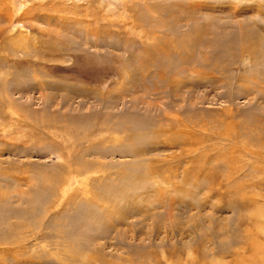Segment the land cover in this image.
I'll return each mask as SVG.
<instances>
[{"label": "rangeland", "instance_id": "1", "mask_svg": "<svg viewBox=\"0 0 264 264\" xmlns=\"http://www.w3.org/2000/svg\"><path fill=\"white\" fill-rule=\"evenodd\" d=\"M0 264H264V0H0Z\"/></svg>", "mask_w": 264, "mask_h": 264}]
</instances>
